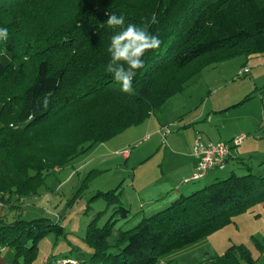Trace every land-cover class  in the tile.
<instances>
[{"label":"trees","instance_id":"1","mask_svg":"<svg viewBox=\"0 0 264 264\" xmlns=\"http://www.w3.org/2000/svg\"><path fill=\"white\" fill-rule=\"evenodd\" d=\"M112 14L123 15L125 25L152 15L158 21L149 31L161 43L142 57L133 94L105 70L110 37L119 31L106 24ZM0 28L8 30L0 39V206L12 210L36 195L47 175L145 123L209 63L264 55V0H0ZM240 163L242 175L180 196L127 230L115 228L130 217L120 194H101L113 212L103 225L102 212L87 225L90 255L61 264H157L234 224L264 204V175ZM63 233L48 219L0 220V251L12 248L28 262L42 238ZM254 263L244 244H233L199 264Z\"/></svg>","mask_w":264,"mask_h":264},{"label":"rangeland","instance_id":"2","mask_svg":"<svg viewBox=\"0 0 264 264\" xmlns=\"http://www.w3.org/2000/svg\"><path fill=\"white\" fill-rule=\"evenodd\" d=\"M245 67L249 68L246 75L241 73ZM210 77L211 80H208ZM207 84L217 89L212 99H218L223 103L228 100L243 101L246 96H251L240 106L213 116L206 123L207 129L210 124L211 126L215 124L217 129L221 127V133L225 135L236 132L237 127L243 128L244 124L248 125L247 129H252L254 121H261L264 124V55L238 54L211 62L186 83L183 93L188 94L187 92L194 88H200V93L207 88ZM216 128L212 127V130ZM179 129L172 134L179 132ZM253 131V134L238 137L242 136L245 140L255 136L257 129L253 128ZM260 131H264V126ZM145 132L141 131L140 125L126 129L117 137L94 146L67 166L44 177L37 194L18 201L12 210L0 206V220L5 223L17 219L25 221L48 219L58 223L64 232L60 236L49 234L42 238L28 262L24 256L16 258L14 250L5 247L0 251V264H61V260L65 258L76 259L90 255L91 250L83 240L87 225L97 213L102 212L98 220V225L101 226L113 212L112 206L101 194L116 191L121 195L119 199L122 198L123 202L134 204L136 201L142 202L148 198L141 190L142 183L155 186L161 180L169 181L170 174L180 164L169 156L161 159L160 154L142 160L141 150L145 151L144 147L148 144L142 140ZM214 132L218 135L217 130ZM154 136L151 135L150 140ZM238 137L235 136L228 144L234 147L233 156L240 146H234L233 143ZM256 144V149L260 147L258 151H264V138L258 140ZM162 148L163 145L160 146V149ZM124 152L131 154L129 160L123 158ZM254 161L253 163H257ZM230 168L231 164L224 171H210L204 180L198 182H187L186 179L183 181L184 187H196V190H199L216 180L226 179L232 173ZM235 172L238 176L242 175L237 170ZM132 183L134 188L138 189L140 199L131 193ZM123 190L126 195H123ZM141 217L136 220L130 215L127 222L119 223L116 229L127 230L135 227L141 222ZM115 235L114 231L110 240ZM253 238L264 247L263 204L236 216L234 224L213 235L165 255L157 264H199L203 260L221 255L233 244H244L255 259L254 264H264V250L260 252L257 246H254Z\"/></svg>","mask_w":264,"mask_h":264},{"label":"crops","instance_id":"3","mask_svg":"<svg viewBox=\"0 0 264 264\" xmlns=\"http://www.w3.org/2000/svg\"><path fill=\"white\" fill-rule=\"evenodd\" d=\"M248 73L249 68L246 74ZM208 80H211V77L208 78ZM199 90L200 88H194L187 92L188 94H184L183 89L182 92L176 94L177 96L175 95L170 98L162 106L160 111L151 115L145 123L140 125L141 131H146L142 140L148 142L144 147L145 151L141 150L142 160H146L149 156L154 154H160L161 159H165L169 156L171 159L179 161L180 164L177 165L176 169L170 174L171 178L169 181L164 182L161 180L155 186L142 183L141 190L148 196L144 201H136L134 204L132 202H123V199H120L122 207L127 209L129 215L134 216L136 220L141 216H150L168 206L178 197L189 195L196 190V187H184L183 181L190 178L197 164V160L193 156V143L198 134L205 143L216 142L230 144L235 136L238 137L248 133L253 134V128L257 129L255 136L243 140L242 144H240L239 148L236 150L235 156H233L232 153L234 147H231L226 167L231 164L230 171L232 173H234L235 170L244 173L245 170H242L243 164L240 163L241 160L248 164L251 173L255 175L264 174V151H258L260 147L256 149L257 141L264 138V131L259 132L260 128L264 126L261 121H254V123H252V129H247L246 127L248 125L244 124L243 128L237 127L236 132L225 135L221 133V127L217 129L215 124L212 126L210 124L208 129L205 127L207 126L206 123L208 120H211L213 116L220 115L236 106H240L247 100L244 101V98L243 101L228 100L223 103L218 99H212V96L217 93V89L211 85L207 84V88L203 89L200 93ZM163 126L169 127V130L171 129L170 133L165 135L164 138H162L158 132ZM171 126L173 127L171 128ZM212 127L216 128L215 130H217L218 135L214 132L215 130H212ZM177 129H179V132L172 134ZM150 134L155 135L152 140H150ZM161 145H163L162 149H160ZM130 157L131 154L127 152L123 153V158L129 160ZM254 160H256L257 163H253L255 162ZM207 174L205 177H207ZM205 177L201 180H204ZM131 187H133L132 189L134 191L130 190L131 193H134L140 199L139 191L136 187L134 188L133 183ZM124 191L125 190L122 191L123 195L125 194ZM133 207H135V209H133ZM121 222L127 221H118L115 228Z\"/></svg>","mask_w":264,"mask_h":264},{"label":"clouds","instance_id":"4","mask_svg":"<svg viewBox=\"0 0 264 264\" xmlns=\"http://www.w3.org/2000/svg\"><path fill=\"white\" fill-rule=\"evenodd\" d=\"M158 23L152 15L143 20L140 25L129 23L125 25L123 15H108L106 24L109 28L119 29L110 37L107 48L110 60L106 66V72L112 74L115 82L123 93L133 94L132 81L137 70L144 67L142 57L146 52L155 50L161 41L157 35H153L149 28ZM8 30L0 28V39H7Z\"/></svg>","mask_w":264,"mask_h":264},{"label":"built area","instance_id":"5","mask_svg":"<svg viewBox=\"0 0 264 264\" xmlns=\"http://www.w3.org/2000/svg\"><path fill=\"white\" fill-rule=\"evenodd\" d=\"M247 72L248 67L243 68L241 71L242 74H246ZM158 132L161 137L164 138L165 135L170 133V130L169 127L163 126ZM242 141V136L236 138L233 142L234 146L240 145ZM230 150L231 147L228 144L205 143L199 134L196 135L193 143V156L196 158L197 164L187 182H197L203 179L208 172L213 170H224Z\"/></svg>","mask_w":264,"mask_h":264}]
</instances>
